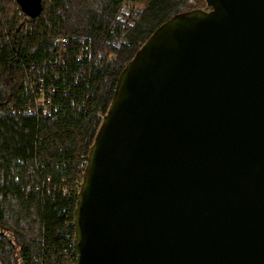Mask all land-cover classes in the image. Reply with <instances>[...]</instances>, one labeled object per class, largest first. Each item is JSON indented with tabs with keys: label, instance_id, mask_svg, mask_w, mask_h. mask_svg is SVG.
Returning a JSON list of instances; mask_svg holds the SVG:
<instances>
[{
	"label": "water",
	"instance_id": "1",
	"mask_svg": "<svg viewBox=\"0 0 264 264\" xmlns=\"http://www.w3.org/2000/svg\"><path fill=\"white\" fill-rule=\"evenodd\" d=\"M206 1L119 75L77 196V264H264V0Z\"/></svg>",
	"mask_w": 264,
	"mask_h": 264
},
{
	"label": "trees",
	"instance_id": "2",
	"mask_svg": "<svg viewBox=\"0 0 264 264\" xmlns=\"http://www.w3.org/2000/svg\"><path fill=\"white\" fill-rule=\"evenodd\" d=\"M35 18L0 0V264H77L74 211L124 66L149 36L206 0H42ZM138 6L140 10H136ZM130 7V9H128ZM66 36L63 54L53 40ZM83 42L90 47L80 59ZM56 87L52 114L34 91Z\"/></svg>",
	"mask_w": 264,
	"mask_h": 264
},
{
	"label": "built area",
	"instance_id": "3",
	"mask_svg": "<svg viewBox=\"0 0 264 264\" xmlns=\"http://www.w3.org/2000/svg\"><path fill=\"white\" fill-rule=\"evenodd\" d=\"M137 11L140 10L139 8L136 9ZM54 44L57 46L58 51L57 54L58 56L63 54L66 50V46L68 43V38L66 36H57L53 40ZM85 42H83L81 52L79 54L80 59L83 58H88L90 55V47H88ZM56 87H53L49 90H47L44 86H40L38 90H35V87L32 86V90L34 91V98L32 101V108H29L27 110L28 113H32L34 110L41 108L45 113L47 114H52V110H54L55 107L58 108V105L54 103L53 101V94L55 91ZM104 115L102 112H98V117L104 118ZM88 163V155L87 153H83L81 155V160H80V167L82 169H86ZM85 172V171H84ZM83 181V180H82ZM81 181V183H82Z\"/></svg>",
	"mask_w": 264,
	"mask_h": 264
},
{
	"label": "rangeland",
	"instance_id": "4",
	"mask_svg": "<svg viewBox=\"0 0 264 264\" xmlns=\"http://www.w3.org/2000/svg\"><path fill=\"white\" fill-rule=\"evenodd\" d=\"M137 8H138V6L135 7V9H137ZM128 9H130V7H128ZM140 9H141V8H140Z\"/></svg>",
	"mask_w": 264,
	"mask_h": 264
}]
</instances>
